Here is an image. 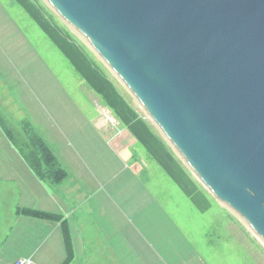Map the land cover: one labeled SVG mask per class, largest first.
<instances>
[{"label":"water","instance_id":"1","mask_svg":"<svg viewBox=\"0 0 264 264\" xmlns=\"http://www.w3.org/2000/svg\"><path fill=\"white\" fill-rule=\"evenodd\" d=\"M43 1L264 245V0Z\"/></svg>","mask_w":264,"mask_h":264},{"label":"rangeland","instance_id":"2","mask_svg":"<svg viewBox=\"0 0 264 264\" xmlns=\"http://www.w3.org/2000/svg\"><path fill=\"white\" fill-rule=\"evenodd\" d=\"M96 58L107 69L118 91L159 132L130 92ZM105 111L109 112L111 118L107 122L113 130L102 131L95 124L98 118H106ZM22 119L25 120L21 126ZM5 127L21 145L27 143L25 133L36 134L62 159L72 155L71 147L76 146L81 154L98 151L111 161L109 178L114 193L109 190L104 198L94 189L87 199L91 215L101 226L109 228L107 232H117L132 249L134 245L139 255L135 264H264L261 241L244 220L204 188L174 151L210 194V208L200 211L138 141L133 149L141 156L147 172L140 177L142 187L137 188L133 175L122 170L120 162L103 146V135L113 138L126 127L106 109L101 97L16 0H0V170L8 169L21 176L29 164L7 136ZM115 181L119 182L113 184ZM6 188L10 189V217L23 199L20 178L0 172L1 206L7 199L2 194ZM118 190L121 195H117ZM2 212L3 225L5 211ZM4 227L5 224L2 231Z\"/></svg>","mask_w":264,"mask_h":264},{"label":"crops","instance_id":"3","mask_svg":"<svg viewBox=\"0 0 264 264\" xmlns=\"http://www.w3.org/2000/svg\"><path fill=\"white\" fill-rule=\"evenodd\" d=\"M99 110L103 111V108ZM107 119L102 116L95 121L99 130H113ZM23 120L25 119L20 121L21 126ZM25 136L27 138L26 133ZM114 136L109 138L103 135L105 150L120 162L122 170H128L130 176L133 175L131 177L135 179L137 188H141L140 177L146 174L147 167L142 165L141 156L133 149L137 140L127 128L120 129L119 134ZM44 142L46 143L45 140ZM46 145L66 169L67 176L59 183L42 180L27 163L28 166L23 169L21 176L8 169L0 170L21 180L23 199L19 203L21 205L17 206L35 207L62 214L70 230L74 255L68 264H135L139 255L134 245L132 249L130 243H126L124 237L121 239L117 232H107L109 228L101 226L91 215L87 199L91 197L94 189L104 198L108 197L109 190L113 192L110 187L112 179L109 178L111 161L105 160L98 151H94L92 155L85 152L81 154L76 146L71 147L74 151L72 155L62 159L50 145ZM9 191L10 189L6 188L2 192L7 195V199L4 205H0V211H5L3 231L0 222V264H10L18 258H29L32 264H61L65 258V247L60 223L16 212H12L14 216L8 217ZM121 193L118 190L117 195Z\"/></svg>","mask_w":264,"mask_h":264},{"label":"trees","instance_id":"4","mask_svg":"<svg viewBox=\"0 0 264 264\" xmlns=\"http://www.w3.org/2000/svg\"><path fill=\"white\" fill-rule=\"evenodd\" d=\"M16 1L65 55L88 86L101 97L107 109L143 145L150 157L159 163L192 203L200 211L209 209L208 196L210 194L190 174L161 134L137 112L126 96L118 91L115 82L109 78L107 69L94 53L73 35L43 0ZM5 132L21 151L39 179L59 183L66 178V169L62 167L52 150L39 136L28 133L27 143L21 145L16 141L10 129L6 128ZM16 212L20 215L60 223L65 247V258L61 264H68L73 259L70 230L62 214L26 206H17Z\"/></svg>","mask_w":264,"mask_h":264},{"label":"built area","instance_id":"5","mask_svg":"<svg viewBox=\"0 0 264 264\" xmlns=\"http://www.w3.org/2000/svg\"><path fill=\"white\" fill-rule=\"evenodd\" d=\"M10 264H32V261L29 258H18Z\"/></svg>","mask_w":264,"mask_h":264},{"label":"bare ground","instance_id":"6","mask_svg":"<svg viewBox=\"0 0 264 264\" xmlns=\"http://www.w3.org/2000/svg\"><path fill=\"white\" fill-rule=\"evenodd\" d=\"M75 32L77 33V34H79V36H81V37H83V38H85L81 33H79L78 31H76L75 30ZM107 108V107H106ZM109 113V112H108ZM108 113H107V111H105V114H106V117L107 118H111L109 115H108ZM241 217V219H242V216H240ZM244 220V219H243ZM244 223H245V220H244ZM248 226V225H247Z\"/></svg>","mask_w":264,"mask_h":264}]
</instances>
